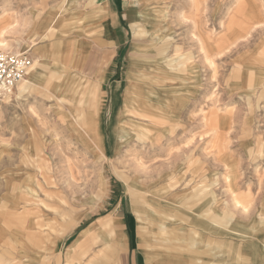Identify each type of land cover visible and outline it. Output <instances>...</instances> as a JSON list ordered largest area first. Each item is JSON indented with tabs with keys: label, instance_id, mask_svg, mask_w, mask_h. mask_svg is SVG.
Here are the masks:
<instances>
[{
	"label": "rangeland",
	"instance_id": "rangeland-1",
	"mask_svg": "<svg viewBox=\"0 0 264 264\" xmlns=\"http://www.w3.org/2000/svg\"><path fill=\"white\" fill-rule=\"evenodd\" d=\"M84 1L0 0V40L33 59L0 98V264H91L111 233L112 263L215 259V220L264 202V0H140L102 89Z\"/></svg>",
	"mask_w": 264,
	"mask_h": 264
},
{
	"label": "crops",
	"instance_id": "crops-1",
	"mask_svg": "<svg viewBox=\"0 0 264 264\" xmlns=\"http://www.w3.org/2000/svg\"><path fill=\"white\" fill-rule=\"evenodd\" d=\"M139 2L140 0L84 1L89 9L87 11V38L80 39L83 46H85L83 47L84 51H82V59L84 61L88 60L84 65L95 66L91 72L95 73L100 83L105 81V76H108L107 72L109 70L107 67L110 65L111 56L115 58L117 56L121 57L129 42H132L134 36L133 26L142 18V8ZM49 8L52 9V6ZM49 8L48 18L43 17V21H48L51 15ZM11 51L15 50L12 49ZM33 69H35V66ZM29 76L28 83L25 86L26 89L34 82L31 73ZM251 80L249 79L250 82H252ZM98 85L101 87L99 88ZM98 85L96 84V88H103L102 83ZM241 201L237 200V197L234 199L235 206L241 208V215L238 214L237 220L226 209L222 217L215 220L214 230L216 229V232L211 238L215 242V259L212 260V257L206 256L204 264L225 263L222 256L225 250L230 252L232 264H264V202L259 208L254 207L252 203L253 197L249 193H241ZM251 210L255 211L252 212ZM258 218H260V222ZM248 221L252 225L249 228H244V224L248 223ZM113 235L111 233L113 242L112 240L107 242L109 252L101 251L97 262L90 260L88 263L118 264L117 259L113 260V263L108 260L110 256L118 254L119 250L126 248L127 244L124 235ZM84 254L85 252L75 257L77 258V263L70 262V264H81L83 260L81 255ZM180 262L183 264L182 261ZM173 263L175 264V262ZM190 264H197V262H190Z\"/></svg>",
	"mask_w": 264,
	"mask_h": 264
},
{
	"label": "built area",
	"instance_id": "built-area-1",
	"mask_svg": "<svg viewBox=\"0 0 264 264\" xmlns=\"http://www.w3.org/2000/svg\"><path fill=\"white\" fill-rule=\"evenodd\" d=\"M32 65L33 59L27 51L0 49V98L12 93L25 79Z\"/></svg>",
	"mask_w": 264,
	"mask_h": 264
},
{
	"label": "bare ground",
	"instance_id": "bare-ground-1",
	"mask_svg": "<svg viewBox=\"0 0 264 264\" xmlns=\"http://www.w3.org/2000/svg\"><path fill=\"white\" fill-rule=\"evenodd\" d=\"M239 1V0H238ZM240 3V2H239ZM252 7V6H251ZM250 7V8H251ZM257 8V7H256ZM247 19L245 18H243V19H241V20H234L233 21V23L234 24H238V25H245L244 27H246V25H247ZM223 23V22H222ZM223 25V24H222ZM258 26V25H257ZM198 39V38H197ZM204 41V40H203ZM204 43V42H203ZM9 44L7 43V41L5 40V39H2V40H0V49H4V50H7L8 48H9ZM199 47V46H198ZM10 50V49H9ZM30 70V69H29ZM7 96H9V95H7ZM228 181V180H227ZM237 202V201H236ZM240 208V207H239ZM244 208V207H243ZM247 209V208H246ZM167 263H169V262H167ZM165 264V263H164Z\"/></svg>",
	"mask_w": 264,
	"mask_h": 264
}]
</instances>
